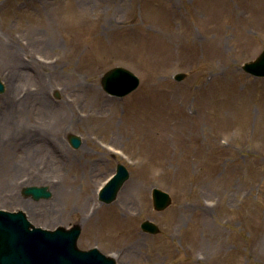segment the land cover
<instances>
[{"label":"rangeland","instance_id":"374dc122","mask_svg":"<svg viewBox=\"0 0 264 264\" xmlns=\"http://www.w3.org/2000/svg\"><path fill=\"white\" fill-rule=\"evenodd\" d=\"M225 1L216 10L201 8V0H93L88 8L80 0H0V40L25 53L16 61L0 50V209L22 211L33 226L48 230L79 224L77 248H96L116 264H150L160 248L157 264H190L193 234L209 259L220 250L213 264H264V78L241 69L264 48V7L258 9L264 0ZM249 11H255L252 24H246ZM220 29L227 63L207 51ZM36 35L50 42L44 57ZM114 67L139 78L122 98L100 85ZM38 70L51 79L42 109L74 117L58 135L60 151L72 160L49 176L43 164L25 162L7 140L11 132L2 129L18 115L6 112V102L18 103ZM177 73L186 75L176 81ZM93 88L101 99L91 97ZM72 99L73 106H63ZM33 120L28 106L20 123ZM70 134L81 139L76 149ZM117 163L129 177L113 202L101 203L98 190ZM26 186H46L51 196L32 200L21 194ZM154 187L171 197L162 211L152 207ZM126 192L132 217L118 220L113 210ZM103 217L108 227L99 231L96 221ZM144 220L158 232H143ZM126 240L136 243L132 257L125 256Z\"/></svg>","mask_w":264,"mask_h":264},{"label":"water","instance_id":"95a60500","mask_svg":"<svg viewBox=\"0 0 264 264\" xmlns=\"http://www.w3.org/2000/svg\"><path fill=\"white\" fill-rule=\"evenodd\" d=\"M241 69L253 77L264 78V49L255 59L245 62ZM184 77V73L173 76L176 81ZM100 84L106 93L123 97L138 87L139 79L125 68L114 67L102 74ZM4 90L0 80V93ZM67 139L73 148L80 146L79 136L70 134ZM128 177V170L117 164L115 173L99 190L98 200L106 204L112 202ZM21 192L33 200L51 196L46 186H27ZM151 199L156 211L166 209L171 203L169 194L158 188L151 190ZM140 228L150 234L158 232V227L148 220L143 221ZM80 231L79 224L69 228L59 226L54 230L34 227L23 212L0 210V264H116L113 258L103 255L96 248L78 249L76 242Z\"/></svg>","mask_w":264,"mask_h":264},{"label":"bare ground","instance_id":"6f19581e","mask_svg":"<svg viewBox=\"0 0 264 264\" xmlns=\"http://www.w3.org/2000/svg\"><path fill=\"white\" fill-rule=\"evenodd\" d=\"M82 3L83 8H88V5L93 0H80ZM77 2V1H76ZM227 4L225 0H201L202 7H209L216 10H222L224 5ZM261 4V0H260ZM264 7V5L258 7V9H261ZM257 9V10H258ZM255 11L249 13L246 16V24H252L255 20V17L253 15ZM67 18V16H66ZM242 28H240V32L242 33ZM224 30L220 29L217 33V35L207 42V51L210 56H212L214 59H217L219 61L228 62V54L224 50L222 43L224 38ZM34 42H36L38 45V52L40 53V57H44L47 52V48L50 47V42L47 41V39L43 36L36 35L35 38H33ZM0 50L6 52L9 56V58H12L16 61L23 60V55L25 54L22 49L16 48L11 41H1L0 40ZM27 56V55H26ZM35 57V55H34ZM27 60L29 62H34L32 57L27 56ZM39 62V66L41 69H46L47 67H44L41 65L40 61H35V63ZM45 65L47 64L45 60L42 61ZM37 74V80L35 81L32 88H28L25 90L24 95H22L20 101L18 103H15L16 101L12 99V102H6L5 108L6 112H8V107L11 108V110H16L17 116H13L10 120L5 119L4 126L8 128H2L5 130H8L7 132H11L7 134V140L10 141L9 144L15 145L17 148V151L19 154L24 158V161L28 164L38 165L43 164V166H46V175L49 176L51 174H57L59 171H61L60 168L67 164L72 158L68 155H64L60 151V142L58 139V135L60 132L66 133V130L64 127L69 121L70 124H73L74 117L72 115H68L65 110L62 112V110H58V108L54 109L51 108L49 112H45L42 107H44L42 104L46 100L48 96L49 91V84L51 83V79L46 77V75L43 73V71L38 70ZM31 90V91H30ZM22 91V90H20ZM92 91L91 97L93 99H101L103 96L100 94V92L97 89H91ZM31 94H34L33 98L31 99ZM14 97V96H13ZM65 101V100H63ZM62 102L63 106H73V99L70 101L71 103ZM104 104V101H103ZM70 105V106H69ZM28 106L33 107V113L35 115V120H33V124L27 125L26 122L20 123V119L22 116V113L28 108ZM74 113H77L76 109H73ZM17 119V122H16ZM8 143V142H7ZM4 145V144H3ZM90 162L86 161L83 163L80 167L81 169H85L86 165H89ZM74 168V165H71ZM79 168V167H78ZM75 167V171L78 169ZM35 170H38V167H35ZM87 175H91L92 170L91 168H88ZM74 194L75 191L71 189ZM86 194L80 195V201L81 202V210L86 212L90 199L88 198ZM91 198V197H90ZM128 195L127 192L121 196L118 203L116 204V209L113 210L114 214L116 215V218L118 220H121V218L125 219H131L132 214L130 213V204L128 202ZM122 214V215H121ZM121 216V217H120ZM96 226L99 231L104 230L108 227V222L105 221V217L102 219H97ZM188 242L187 251L190 255V264H207V263H215L218 255H220V250L215 251V256L213 259H209L208 250L206 248V244H204L201 239L197 236V234H193ZM125 245V256H131L136 251V243L129 244L126 240L124 242ZM220 249V247H219ZM163 248H160L156 251V257L155 260H153L150 264H157L156 258H158V255L163 251ZM124 250H121L118 252V257L122 255V252Z\"/></svg>","mask_w":264,"mask_h":264}]
</instances>
